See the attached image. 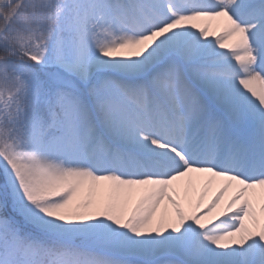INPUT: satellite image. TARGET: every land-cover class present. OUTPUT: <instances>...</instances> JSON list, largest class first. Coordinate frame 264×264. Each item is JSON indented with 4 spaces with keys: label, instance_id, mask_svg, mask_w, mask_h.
<instances>
[{
    "label": "snow or ice",
    "instance_id": "6c2138e0",
    "mask_svg": "<svg viewBox=\"0 0 264 264\" xmlns=\"http://www.w3.org/2000/svg\"><path fill=\"white\" fill-rule=\"evenodd\" d=\"M0 264H264V0H0Z\"/></svg>",
    "mask_w": 264,
    "mask_h": 264
},
{
    "label": "rangeland",
    "instance_id": "374dc122",
    "mask_svg": "<svg viewBox=\"0 0 264 264\" xmlns=\"http://www.w3.org/2000/svg\"><path fill=\"white\" fill-rule=\"evenodd\" d=\"M215 188H213L209 193L208 196L205 198V201L207 202V200H209L211 198V196L214 194Z\"/></svg>",
    "mask_w": 264,
    "mask_h": 264
},
{
    "label": "bare ground",
    "instance_id": "6f19581e",
    "mask_svg": "<svg viewBox=\"0 0 264 264\" xmlns=\"http://www.w3.org/2000/svg\"><path fill=\"white\" fill-rule=\"evenodd\" d=\"M215 188V187H214Z\"/></svg>",
    "mask_w": 264,
    "mask_h": 264
}]
</instances>
